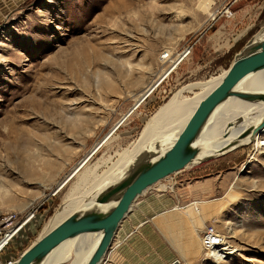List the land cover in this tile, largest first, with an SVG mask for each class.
Instances as JSON below:
<instances>
[{"label":"rangeland","instance_id":"374dc122","mask_svg":"<svg viewBox=\"0 0 264 264\" xmlns=\"http://www.w3.org/2000/svg\"><path fill=\"white\" fill-rule=\"evenodd\" d=\"M263 26L264 0H0V238L20 226L0 264L45 235L62 203L95 193L163 106L203 93L192 85L227 71ZM256 147L139 196L103 264H264ZM209 234L237 250L214 254Z\"/></svg>","mask_w":264,"mask_h":264},{"label":"bare ground","instance_id":"6f19581e","mask_svg":"<svg viewBox=\"0 0 264 264\" xmlns=\"http://www.w3.org/2000/svg\"><path fill=\"white\" fill-rule=\"evenodd\" d=\"M214 15L215 12H209L210 17H213ZM254 38H264V26L258 31V33L255 34ZM179 62L180 56L173 60V65H171V67L165 71L159 79L155 80V82L149 85L145 91L137 96L136 104L140 103L148 95L150 90L156 86L159 80L169 72L172 66ZM225 74L226 71L219 77L192 85L191 88L199 87L203 90V93L196 95L194 98L179 99L176 95L171 101L163 106L147 123L146 129L141 136L138 145L136 144L134 152L130 154V156L128 155L127 157H124L115 170L108 173V175L103 177L95 186L96 191L98 190L97 192L95 191V193H91V195H86L80 200L62 203L56 209L50 219L49 231L71 214H84L94 211L104 213L111 209L115 203L99 204L96 202L99 194L120 180L122 176L133 167L135 162L143 155V153L155 151L159 154H163L178 138L200 101L222 81ZM235 91L250 94L264 92V70L252 72L246 75L236 85ZM263 118V100L247 99L237 95H232L218 105L210 116L201 134L195 141V146L199 149V153L192 163H190L186 168L199 165L209 157L225 154L226 152L240 146L254 143V145H257V149L262 148V146H264V139H262L261 136L264 133V127L259 130L256 128L262 122ZM244 132L247 133L243 135ZM78 168V166L74 168L68 175V178ZM172 176L173 175H170L158 181L153 186H159V189L162 191H166L169 187L172 188L173 184L170 180ZM136 201L134 202L131 211L133 210ZM122 223L119 226L120 228ZM120 228H118L116 232V238L120 233ZM17 233L18 230L16 228L9 230L8 236L0 240V250ZM102 235L103 232L98 231L83 233L69 238L55 247L39 264H85L98 246ZM114 240L109 251L99 264H103L108 256L113 252L115 247V245H113L115 244ZM222 244L223 243L220 240L218 241L215 237L208 239V246L210 249H214V254L219 255L220 252H222L221 256L222 254L223 256H229L237 250L228 244L221 246L219 249L218 246Z\"/></svg>","mask_w":264,"mask_h":264},{"label":"water","instance_id":"95a60500","mask_svg":"<svg viewBox=\"0 0 264 264\" xmlns=\"http://www.w3.org/2000/svg\"><path fill=\"white\" fill-rule=\"evenodd\" d=\"M261 70H264V38L253 37L236 54L222 81L200 101L175 142L163 154L155 151L143 153L120 180L99 194L96 202L115 203L111 209L104 213L94 211L69 215L10 264H39L63 241L83 233L102 231L98 246L85 263L99 264L112 246L120 224L138 197L158 181L185 169L197 157L199 149L195 146V141L218 105L232 95L264 101V92L250 94L235 91L236 85L246 75ZM263 127L264 118L256 129Z\"/></svg>","mask_w":264,"mask_h":264},{"label":"built area","instance_id":"2783aa9c","mask_svg":"<svg viewBox=\"0 0 264 264\" xmlns=\"http://www.w3.org/2000/svg\"><path fill=\"white\" fill-rule=\"evenodd\" d=\"M190 46H189V48H187V49H184L178 56H180V62L182 61V60H184L186 57H187V55L190 53ZM169 55L167 54V55H165V57H168ZM179 62V63H180ZM18 228H20V226L19 227H17V229ZM11 230V229H10ZM8 234H9V231L4 235V236H2L1 238H0V240H2L3 238H5V237H7L8 236ZM212 235V234H211ZM210 234H209V236H208V238H207V242H208V239L209 238H211V237H213V236H211Z\"/></svg>","mask_w":264,"mask_h":264},{"label":"trees","instance_id":"16d2710c","mask_svg":"<svg viewBox=\"0 0 264 264\" xmlns=\"http://www.w3.org/2000/svg\"><path fill=\"white\" fill-rule=\"evenodd\" d=\"M230 66V64L229 65H227V67H229Z\"/></svg>","mask_w":264,"mask_h":264},{"label":"crops","instance_id":"0c3cea01","mask_svg":"<svg viewBox=\"0 0 264 264\" xmlns=\"http://www.w3.org/2000/svg\"><path fill=\"white\" fill-rule=\"evenodd\" d=\"M262 28V27H261Z\"/></svg>","mask_w":264,"mask_h":264}]
</instances>
